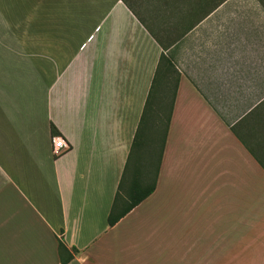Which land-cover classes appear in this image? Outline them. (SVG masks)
<instances>
[{
  "label": "crops",
  "instance_id": "0c3cea01",
  "mask_svg": "<svg viewBox=\"0 0 264 264\" xmlns=\"http://www.w3.org/2000/svg\"><path fill=\"white\" fill-rule=\"evenodd\" d=\"M162 54L154 189L110 227ZM58 241L66 264H264V0H0V264H61Z\"/></svg>",
  "mask_w": 264,
  "mask_h": 264
},
{
  "label": "trees",
  "instance_id": "16d2710c",
  "mask_svg": "<svg viewBox=\"0 0 264 264\" xmlns=\"http://www.w3.org/2000/svg\"><path fill=\"white\" fill-rule=\"evenodd\" d=\"M158 79L160 85L158 90L154 92L158 83ZM170 84H172V90L170 93L169 104L166 107L165 100L167 98L168 93L170 92ZM176 84L177 77H174L173 68L171 64L165 59V56L162 54L150 86L148 97L144 104L138 128L133 139L130 151V156L132 157L131 161L133 159V168H130L129 170L128 165L126 164V170H124L122 179L118 186V192L116 193L114 203L108 215L107 222L110 227L113 226L116 222H118L122 217H124L136 205H138L142 201V199L149 195L154 189V180L153 183L150 185L143 184V179H148V173L151 170L146 164L147 160L145 159V156L134 159L133 153L135 149L138 148L149 149L150 146H155L157 138L154 132H157V129L159 128V115L163 113L165 109H167L166 119L163 124V136L161 139L160 149L155 167V169L157 170L158 161L162 153L163 142L165 139L167 126L170 119L171 107L174 99ZM147 117H149L148 127L146 133H144L145 136L143 140H140L139 137L141 136V127L143 124H145V119ZM232 131H234L233 128ZM147 156H149L148 151H146V157ZM127 174L128 178L126 177L127 179H125V175ZM120 191L125 194L121 195ZM67 252V248L64 246V244L61 241H58V254L61 260V264H66L71 259V254L65 255Z\"/></svg>",
  "mask_w": 264,
  "mask_h": 264
},
{
  "label": "rangeland",
  "instance_id": "374dc122",
  "mask_svg": "<svg viewBox=\"0 0 264 264\" xmlns=\"http://www.w3.org/2000/svg\"><path fill=\"white\" fill-rule=\"evenodd\" d=\"M159 79H158V83H157V86L154 90V92L156 90H158L159 88ZM171 90H172V84H170V92L168 93L167 95V98L165 100V104H166V107L168 106L169 104V101H170V93H171ZM167 109L164 110L163 113H161L159 115V118H160V121H159V128L157 129V132L155 131L154 133L156 134V138H157V141H156V144L155 146H150L149 149L148 148H138V149H135L134 153H133V158L136 159L138 157H144L145 156V160L146 161V164L148 166V168H152L154 163L156 162L157 160V157H158V153H159V149H160V144H161V139H162V136H163V124L165 122V119H166V115H167ZM149 117H147L145 119V124L142 125L141 127V136L139 137L140 140H143L145 134L146 133V130H147V127H148V119ZM144 134V135H142ZM146 151L149 152V156L146 157Z\"/></svg>",
  "mask_w": 264,
  "mask_h": 264
},
{
  "label": "built area",
  "instance_id": "2783aa9c",
  "mask_svg": "<svg viewBox=\"0 0 264 264\" xmlns=\"http://www.w3.org/2000/svg\"><path fill=\"white\" fill-rule=\"evenodd\" d=\"M68 148L67 144L61 137L52 138V152L54 155L60 154L62 151Z\"/></svg>",
  "mask_w": 264,
  "mask_h": 264
}]
</instances>
